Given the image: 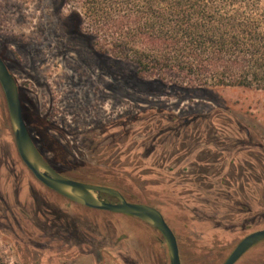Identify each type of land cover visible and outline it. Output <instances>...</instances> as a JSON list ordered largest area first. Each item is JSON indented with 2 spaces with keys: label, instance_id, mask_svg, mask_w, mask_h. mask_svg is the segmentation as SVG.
I'll return each instance as SVG.
<instances>
[{
  "label": "rangeland",
  "instance_id": "rangeland-1",
  "mask_svg": "<svg viewBox=\"0 0 264 264\" xmlns=\"http://www.w3.org/2000/svg\"><path fill=\"white\" fill-rule=\"evenodd\" d=\"M75 8H80L75 1L0 0V56L25 106L32 102L33 121L51 113L58 128L76 130L80 141L92 133L110 159L90 161L92 168L80 169L85 173L77 177L104 180L122 189L128 201L163 211L182 264H224L248 234L264 228V90H186L157 76L140 77L131 60L95 52L91 40L71 33L69 15ZM89 24L86 19L83 29L91 33ZM2 114L6 128H12L0 84L1 121ZM203 133L212 139L234 133L237 137L229 139L240 145L223 149L218 166L200 169L199 152L189 157L183 147L188 135ZM248 141L256 181L231 184L227 178L236 180L246 155L241 143ZM86 214L91 221H82L79 230L90 243L74 257L63 255L59 264H171L168 246L155 229L117 215ZM22 245L23 234L0 228V264H30ZM69 247L64 244L62 252ZM49 260L45 256L34 264ZM236 264H264V242Z\"/></svg>",
  "mask_w": 264,
  "mask_h": 264
},
{
  "label": "trees",
  "instance_id": "trees-1",
  "mask_svg": "<svg viewBox=\"0 0 264 264\" xmlns=\"http://www.w3.org/2000/svg\"><path fill=\"white\" fill-rule=\"evenodd\" d=\"M62 1L86 11L69 15L72 34L131 60L140 77L186 90H264V0Z\"/></svg>",
  "mask_w": 264,
  "mask_h": 264
},
{
  "label": "flooded vegetation",
  "instance_id": "flooded-vegetation-1",
  "mask_svg": "<svg viewBox=\"0 0 264 264\" xmlns=\"http://www.w3.org/2000/svg\"><path fill=\"white\" fill-rule=\"evenodd\" d=\"M22 110L27 130L33 142L54 170L60 175L78 182L97 186L106 184L104 180H85L84 178L77 177V174L85 173L81 172L80 169L86 170L92 168L88 164L90 161L110 159V155L104 153L103 150L94 144L95 139L90 138L92 133L88 132L82 135L83 139L80 141V135L76 130L58 128L53 121L51 113L39 115L40 122L33 121L30 112L32 111L31 101L27 102V107L22 101ZM1 119L0 228L23 234L24 245L22 246L27 248V262L30 264L41 263L46 256L50 258L48 261L50 264H59L64 258H62L63 255H66L67 258L78 255L80 247L84 246L85 243H90L87 241H91L88 235L81 234L79 230L82 221H91V219L89 220V215L86 214L87 211L117 215L126 221H134L155 229L139 218L133 216L132 218L124 217L119 215V213L90 208L76 203L49 188L37 178L22 159L18 151L13 128H6V124L9 125L6 114H2ZM195 122L197 120L191 121L188 123V126L195 124ZM225 135L228 138L221 135L218 138L212 139L210 138L211 135H207L206 133L199 134L198 136L196 134L192 136L188 135L184 140L183 151H188L189 157L194 152H199V161L197 162L200 163L198 165L200 169L204 166H218L224 154L223 149H236L240 145L239 142L229 139V137H237V135L234 133H226ZM241 144H244L242 151L240 149L238 151L246 153V155L243 162L239 164L236 180L230 181L229 178L227 180L231 184L252 185L256 181L255 175L251 171L253 169V162L255 161L253 147L250 141L242 142ZM233 165H235L234 162ZM245 169H248V173ZM246 174L248 175L244 176ZM100 198L108 203H119V200L113 195L101 194ZM161 213L166 219L165 213L163 211ZM260 230H264V228L255 230L252 233ZM261 242H264V240ZM64 244L70 245L66 252H62ZM93 251L95 252V250ZM101 253L102 251L99 249L97 252L99 259L102 258Z\"/></svg>",
  "mask_w": 264,
  "mask_h": 264
},
{
  "label": "water",
  "instance_id": "water-1",
  "mask_svg": "<svg viewBox=\"0 0 264 264\" xmlns=\"http://www.w3.org/2000/svg\"><path fill=\"white\" fill-rule=\"evenodd\" d=\"M0 84L5 93L18 151L39 180L49 188L81 205L141 219L162 234L169 249L171 264H182L177 237L160 210L150 205L128 202L115 189L68 179L60 175L44 159L27 130L23 117L19 84L1 56ZM101 194L113 195L119 200V203H108L100 198ZM263 240L264 230L246 236L236 246L224 264H236L251 248Z\"/></svg>",
  "mask_w": 264,
  "mask_h": 264
}]
</instances>
